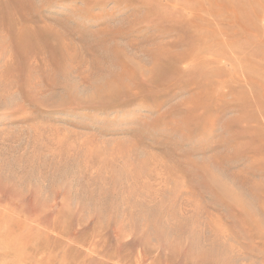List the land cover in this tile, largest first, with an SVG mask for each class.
<instances>
[{"label": "rangeland", "instance_id": "obj_1", "mask_svg": "<svg viewBox=\"0 0 264 264\" xmlns=\"http://www.w3.org/2000/svg\"><path fill=\"white\" fill-rule=\"evenodd\" d=\"M0 264H264V0H0Z\"/></svg>", "mask_w": 264, "mask_h": 264}]
</instances>
